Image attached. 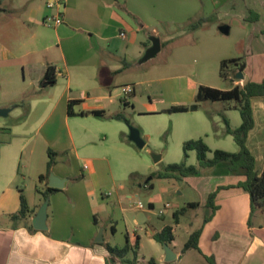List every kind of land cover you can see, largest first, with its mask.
Listing matches in <instances>:
<instances>
[{
  "label": "crops",
  "instance_id": "0c3cea01",
  "mask_svg": "<svg viewBox=\"0 0 264 264\" xmlns=\"http://www.w3.org/2000/svg\"><path fill=\"white\" fill-rule=\"evenodd\" d=\"M49 2L55 0H0V9H21V50L0 48V65L5 72H10L16 69L17 63L22 73L21 87L2 94L0 108H10V113L28 96L31 104L38 103L35 112H32V106L29 112L42 116L36 132H12L11 128L0 137V264H139V257L131 256L132 252L125 261L109 255L107 245H112L111 237L105 236L102 218L91 210L89 202L85 203L87 197L93 195L92 186L98 182V168L111 164L112 160L122 161L123 164L130 162L133 158L131 144L120 138V134L110 138L105 132H92L91 128L82 131L83 120L76 117L94 115H69L68 104L75 100L72 104L76 113L104 110L105 115H111L118 112L120 109L112 107L117 89L132 85V93L136 91L134 78L129 77L134 75L138 61L130 56L129 50L133 46H143V51H146L151 44L147 43L142 33L158 35L155 24L159 22L189 25L194 20L205 19L207 23L215 22L219 27L228 25V34L236 26V37L229 41L221 40L214 27L209 30L212 43L208 47L209 52L201 49V63L213 60L220 66L223 60L232 58H242L245 62L244 78L236 79L234 76L227 79L230 86L226 88L201 81L189 82L190 77L184 79L180 87L176 79H183L186 75L171 77L166 90L174 93V98L162 111L166 112L173 105L194 103L200 85L230 89L247 81L262 82L264 0H64L63 7L57 4L49 7ZM60 12L64 19L61 24L44 22L46 15ZM219 27V33L228 35L222 33ZM188 33H193L199 42L206 30L187 28L182 32ZM181 63L178 66L185 68L186 64ZM51 65L56 68V82L43 87V77ZM169 65L172 64L169 62ZM193 73L197 76L195 71ZM179 88L186 95L179 96ZM129 102L125 101L126 104ZM215 103L217 101H203L196 110L180 113H190L203 120V113L206 116L209 113L226 114L223 109L214 107ZM207 105H212V111L207 109ZM237 106L238 103L234 102L224 108ZM251 106L254 125L248 133L247 146L255 156L257 171L261 173L264 169V97L253 96ZM86 119L91 126L97 123L91 118ZM241 123L242 119L238 125L231 127L237 128ZM41 127L42 131H39ZM199 134L197 132L189 137L204 138ZM203 134L205 137L209 135L208 132ZM214 134L218 139L222 135L220 132ZM95 136L97 141L93 139ZM186 139L181 138L180 142L184 144ZM94 142H98L99 146L92 147L90 143ZM89 147L92 148L86 149ZM49 150L55 152L51 170L48 169ZM85 153L95 155H90L87 168L81 163ZM195 165L199 166V160ZM51 173L66 182L64 188H55L57 190L47 197V229L42 231L33 227V218L46 200L43 192L49 187ZM167 179L171 181L161 180L162 187L166 189L173 184V178ZM183 180L194 187L201 199L187 200L185 206L172 210L176 225L166 224L160 230L149 229L150 239L156 241L154 233L167 225L173 226V248L178 242L177 234L180 235L181 216L190 208L194 211L202 208L201 224L189 230L184 241L185 245L190 235L200 230L198 246L201 252L188 249L196 253V256L191 255L188 264H210L209 259L215 264H264V223L252 222L250 195L240 186L246 176L238 170H231L228 162L221 161L213 166H200L197 175L183 177ZM85 181L91 184V188ZM146 186L150 187V184ZM213 191H216L214 211L206 205ZM21 194L25 196L30 211L27 217L15 219L12 215L20 209ZM106 195L102 193L101 198ZM97 203H102L99 196ZM191 203L198 205L189 207ZM150 204L154 208V203ZM138 211L143 210L137 209L136 213ZM178 211L181 212L176 214ZM206 217L208 221H205ZM113 220L110 219L111 222ZM100 230L103 231L101 242L97 241ZM111 230L114 234L113 225ZM137 238L140 243L136 247L141 248L142 237L126 232L131 247L135 246ZM161 245L162 250L157 251L156 257L150 258L153 263L142 257L143 264H165V251ZM175 253L177 257L182 255L179 251Z\"/></svg>",
  "mask_w": 264,
  "mask_h": 264
},
{
  "label": "rangeland",
  "instance_id": "374dc122",
  "mask_svg": "<svg viewBox=\"0 0 264 264\" xmlns=\"http://www.w3.org/2000/svg\"><path fill=\"white\" fill-rule=\"evenodd\" d=\"M206 23L200 28L202 31L206 30V34L199 42H197L198 38L193 33L182 34L183 30L188 28L186 23H156L155 26L158 29V35L156 36L161 40L160 52L150 60L140 63L142 56L139 53L144 54L145 52L143 51V46L141 48L133 46L129 50L130 56L138 61L134 75L129 77L134 78L135 93L125 95L122 93V86H120L116 91L118 93L116 95L117 97L112 102L114 103L112 107L120 109L118 112L105 115L104 117H76L79 120H83L84 124L83 130H79L86 132L88 128H91L92 132H105L110 138L114 134H120V138H125L131 144L133 158H131L130 162L123 164L122 161L112 160L111 164L106 163L104 167L101 166L102 168H98V177H96L98 182L94 184V187L92 186L94 190L93 195H89L85 203L87 204L89 202L91 210L97 212L102 218V226H105V236L111 237L112 245L123 246L126 244L127 231L142 237V247L137 248L133 246L131 254V256L136 254L133 257H139V264H143L140 258L145 257L146 260H150L152 256L156 257L157 251L162 250L161 243L150 239L149 229L160 230L166 224L176 225L171 211L185 206L187 200L201 199L200 194L187 181L183 180V178H173V184L166 189L162 187L163 183H161V180H168L166 177L161 179L153 177L155 174L165 172L168 164L179 163L185 159L183 142H180V139L187 138L186 140H189L192 139L189 137L190 135H195L197 132L200 133L199 135L205 138L206 141H204L209 146L208 158L214 156V150L216 148L229 151H236L239 148L234 137L226 133V125L222 115L219 116L218 114L209 113L206 116L203 113L205 118L203 120L199 116L190 115V113L162 111L164 107L169 105V101L174 98V93H169L166 90V84L171 77H176L181 74L186 75L183 79H176L180 87L184 79L187 80L188 77H190L189 82L201 81L225 88L230 86V81L220 76L218 62L208 60L201 63L200 53H202L201 49H206L209 52L208 47L212 43V37H210L209 33L211 28H215L221 40L229 41L236 37L237 27L234 26L230 34L223 35L218 32L217 27L219 25L217 23ZM142 34L147 43L152 44L150 40L152 35ZM20 47L21 9L18 11L8 10V8L6 10L0 9V48L21 50L19 49ZM169 62L172 65H169ZM181 62L186 64L185 68L178 66L182 65ZM7 65L10 66L13 64ZM15 65L16 69L10 70V72H5L0 65V96L5 92L21 87V67L17 63ZM193 71L197 73V76ZM190 86L193 85L190 84ZM43 90L42 94H44ZM177 91H179V96L182 94L186 95L182 93L180 88ZM26 97L23 102L18 103L9 115L0 116V137L4 136L5 132H9L11 128L12 132H36L37 128L41 125V114L35 115L29 112L30 106H32L33 112L38 106V103L31 104V101L29 102L30 98L28 99V96ZM126 100L130 102L126 104ZM234 102L236 101H217L214 105V107L221 108L224 112L226 111L227 115L225 114V116L232 126L238 125V122L241 120L240 112L237 108H226L225 110L224 107ZM211 106L207 105V109L212 111L213 108ZM118 113L122 114L123 117L117 119L112 117ZM86 118H91L97 123L91 126L86 121ZM212 119L215 121H212ZM130 126L140 129L143 138L147 142L144 148H138L134 142L129 140L128 134ZM122 132L124 134H121ZM203 132H208L209 135L205 137ZM219 132L222 134L219 137L220 139L214 134ZM93 139L97 141L96 136ZM97 143H90V145L92 147H98L99 144ZM92 147L86 149H91ZM151 150L163 154L159 162H154L150 154ZM90 155L94 154L85 153L83 155L85 156L81 162L83 166L86 164L89 167ZM186 162L187 164L194 165L198 163L195 150L188 152ZM148 181H151L154 185L152 184V187L146 186ZM169 181L171 179L167 182ZM87 183L89 182L85 181V184ZM88 188H91L90 183L88 184ZM180 192H182V195ZM102 193L107 194L103 199L101 198ZM127 195H131L132 197L128 198ZM98 196L102 203H97ZM138 201L143 202L145 206L143 211L148 217L144 225H138L134 219ZM151 202L154 203V208L149 207ZM166 202H171L173 206L165 210L164 204ZM162 209L165 210V213L160 215L159 212ZM194 214H197V216L194 217ZM202 217V208L195 211L190 208L181 216L182 222L179 225L181 227L180 235L177 234L178 242L173 247V250L175 252L179 251L182 255L172 261H164L165 264H188L191 261V255L196 256L194 251H184L183 245L188 237V231L199 227L202 222ZM110 219H114L113 222ZM190 221L193 222L192 225L189 224ZM252 222L264 223V211L261 209L255 210L252 216ZM111 225L115 227L114 234L112 233Z\"/></svg>",
  "mask_w": 264,
  "mask_h": 264
},
{
  "label": "trees",
  "instance_id": "16d2710c",
  "mask_svg": "<svg viewBox=\"0 0 264 264\" xmlns=\"http://www.w3.org/2000/svg\"><path fill=\"white\" fill-rule=\"evenodd\" d=\"M207 20L198 19L191 22L188 25V29L196 30L205 25ZM245 62L242 58H232L223 60L220 64V76L225 79L233 78L238 71H244ZM56 82V68L55 66H48L45 72V75L42 80V86L52 85ZM253 96H263L264 97V80L260 83L247 81L244 85H234L230 89H220L208 85H200L197 89L195 96V102L190 105H173L168 107L166 112H188L196 110L199 107V103L203 101H236L238 103V110L241 115L242 123L237 128H232L228 118L225 114H222L226 125V133L231 134L239 146V150L236 152H229L221 149L214 150V156L212 158L207 157L209 151V146L204 141L203 138L198 139H189L184 142L183 150L185 159L179 163H170L166 166L165 172L155 174L153 177L157 178H180L186 176L197 175L200 171V166H213L218 162L226 161L229 163L231 170H238L246 176V180L240 183L250 195L251 200V213H254L255 210L261 209L264 211V169L261 173L256 169V160L255 156L250 151L247 146V136L250 129L254 125L253 110L251 106V98ZM75 101V100H74ZM73 101V102H74ZM23 102V101H22ZM72 101L68 104V114L69 115H94L97 117H104V110H89V111H80L79 113L74 112ZM113 118H122V114L118 113L112 116ZM190 150H195L197 158L199 160V166L187 164L186 159L188 158V152ZM49 161L48 169L51 170L52 166L55 163V152L49 150ZM42 176H40V179ZM147 184L151 185V181H148ZM57 189L52 187H47L43 192L44 198H47L49 193L56 191ZM216 197V191H213L209 194L207 199V207L211 208L212 211L216 209L214 203ZM153 208L152 204H149ZM198 203L188 204L189 207H196ZM29 205L23 194H21V206L17 213L13 214L12 217L15 219L25 218L29 213ZM178 211L176 214L180 213ZM175 214V215H176ZM209 218L206 217L205 221H208ZM31 229H33L31 227ZM34 230V229H33ZM173 226L167 225L161 231L153 234V238L161 243H168L170 246L175 240ZM201 231H194L187 242L184 245V249L188 250L191 248L197 249L201 252L198 246V240ZM139 238H137L135 246H139ZM133 247H131L128 242L123 246L118 245H107V250L110 256L117 257L125 261L127 255L132 252ZM136 254H133V256ZM153 263L152 260L149 263ZM210 264H215L212 259H209Z\"/></svg>",
  "mask_w": 264,
  "mask_h": 264
},
{
  "label": "water",
  "instance_id": "95a60500",
  "mask_svg": "<svg viewBox=\"0 0 264 264\" xmlns=\"http://www.w3.org/2000/svg\"><path fill=\"white\" fill-rule=\"evenodd\" d=\"M219 30L224 33H229V26L222 25L219 27ZM152 44L146 49L144 55L140 59V63L146 62L151 58L155 57L161 50V40L158 36L152 35L150 37ZM236 79H243L244 74L242 71H238L235 75ZM10 111V108H0V116H6ZM128 138L130 141L134 142L138 148H144L146 146V140L143 138L140 129L134 126H130ZM150 154L154 160V162H159L163 154L154 152L153 150L150 151ZM66 180L63 178L57 177L55 174L51 173L49 177V187L61 189L65 187ZM49 204V198H46L44 203L42 204L41 208L39 209L36 216L33 218V227L37 230H46L47 224V206ZM135 220L138 225H144L147 221V216L144 211H138L136 213ZM97 241H103L102 237V230L99 231V236ZM165 250V261H172L177 257V253L174 252L173 248L168 244H163Z\"/></svg>",
  "mask_w": 264,
  "mask_h": 264
},
{
  "label": "built area",
  "instance_id": "2783aa9c",
  "mask_svg": "<svg viewBox=\"0 0 264 264\" xmlns=\"http://www.w3.org/2000/svg\"><path fill=\"white\" fill-rule=\"evenodd\" d=\"M63 1L64 0H57V1L55 0V2H49L48 3V6L49 7H52L54 4H57L59 7H63V5H64V2ZM63 21H64V19H63V15H62L61 12L58 13V14H56V15H46L44 17V22L46 24H49V25H59ZM122 35H124V34L122 33ZM133 89L134 88H133L132 85H126V86H124L122 88V93L125 94V95H129V94H131L133 92ZM87 167L88 166L85 164L84 165V168H87ZM172 206H173V204L171 202H166L164 204V209L165 210L166 209H169ZM136 207H137V209H142L143 210L145 206H144L143 202L138 201L137 204H136ZM164 209L160 210V212H159L160 215H163L165 213V210Z\"/></svg>",
  "mask_w": 264,
  "mask_h": 264
}]
</instances>
